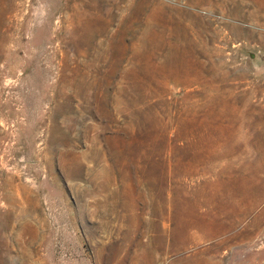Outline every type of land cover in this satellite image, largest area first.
<instances>
[{
  "label": "rangeland",
  "instance_id": "obj_1",
  "mask_svg": "<svg viewBox=\"0 0 264 264\" xmlns=\"http://www.w3.org/2000/svg\"><path fill=\"white\" fill-rule=\"evenodd\" d=\"M0 264H264V0H0Z\"/></svg>",
  "mask_w": 264,
  "mask_h": 264
}]
</instances>
